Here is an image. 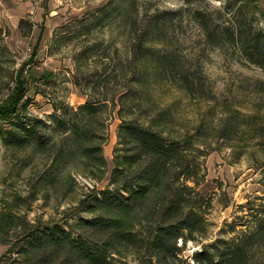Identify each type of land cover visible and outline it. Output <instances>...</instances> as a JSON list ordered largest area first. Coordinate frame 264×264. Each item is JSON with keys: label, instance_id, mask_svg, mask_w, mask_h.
I'll return each mask as SVG.
<instances>
[{"label": "trees", "instance_id": "16d2710c", "mask_svg": "<svg viewBox=\"0 0 264 264\" xmlns=\"http://www.w3.org/2000/svg\"><path fill=\"white\" fill-rule=\"evenodd\" d=\"M179 1L176 8H153V0H112L101 10L100 20L116 13L127 39L118 60L100 40L86 39L72 78L88 97L79 105L50 97L51 113H32L29 66L38 46L17 70L0 101V141L18 167L10 199L0 201V244L7 245L0 264H192L182 252L189 241L205 238L210 226L211 199L199 189L207 156L225 146L235 160L250 156L264 185L262 100L254 113L226 103L217 122L194 125L189 113L175 111L177 99L165 104L159 97L175 89L191 100H217L198 53L185 48L193 40L202 51L224 49L261 68L255 92L264 99L262 0ZM191 25L195 40L186 36ZM83 28L90 34L93 26ZM56 76L45 71L39 79ZM115 111L121 122L109 182L89 186L76 204L61 209L72 202L80 177H106ZM36 203L62 215L30 217ZM239 207L244 214L221 230L228 238L204 243L193 264H264V194ZM82 209L89 216L62 225Z\"/></svg>", "mask_w": 264, "mask_h": 264}, {"label": "rangeland", "instance_id": "374dc122", "mask_svg": "<svg viewBox=\"0 0 264 264\" xmlns=\"http://www.w3.org/2000/svg\"><path fill=\"white\" fill-rule=\"evenodd\" d=\"M112 0H0V101L6 98L11 91L14 77L20 66L34 57L36 46L38 54L32 65L29 66V96L32 98L30 110L32 113L45 117L53 111L50 97H62L72 105H79L87 100L82 87L73 81L76 67V58L85 46L86 39H96L103 46H109L114 60L122 55L119 47L127 39L128 30L120 28V18L115 12L109 18L100 20L101 10ZM264 6V0H262ZM179 0H153L152 7L176 8ZM219 5V3L217 4ZM264 25V18L260 17ZM22 20H25L23 27ZM93 26L92 32L87 34L84 23ZM187 37L195 40L197 28L194 25L187 27ZM121 31H123L121 33ZM41 36V38H40ZM197 40V39H196ZM93 41V40H92ZM185 48L196 50L203 65L208 84L217 95V100L207 98L191 100L185 93L172 89L162 91L159 97L167 104L172 100L178 113H189L194 125L202 121L217 122L225 105L248 112H257L259 101L264 99L256 91V81L263 77L261 68L255 65H245L232 57L224 49H201L198 43L188 40ZM45 71H53L56 77L44 83L39 77ZM46 93V94H45ZM264 113V104L261 107ZM216 120V121H215ZM121 120L115 111L109 129V140L105 145V154L108 159V172L102 181H92L79 178L80 187L73 194L70 204L64 203L61 207L74 205L83 196V193L96 184L97 188H104L112 174L114 167L113 152L118 142V128ZM203 129H206L203 128ZM206 181L199 187L203 195L210 198V226L207 236L197 241H189L182 254L188 262L194 263L195 251L201 249L204 243L214 241L217 237L228 238L229 233L222 228H228L226 222L237 220L243 215L239 205L249 198L264 194V185L260 181L261 169L258 161L250 156L243 155L235 160L232 149L225 146L213 150L206 159ZM18 167L4 153V146L0 141V201L8 200L17 184ZM60 209V211H61ZM70 214L62 220L64 227L74 222L77 217L89 216L85 210ZM42 214L47 219L51 215L62 214L53 210H40L38 203L33 206L30 217ZM7 245L0 244V255ZM131 264H147L141 261H131Z\"/></svg>", "mask_w": 264, "mask_h": 264}]
</instances>
